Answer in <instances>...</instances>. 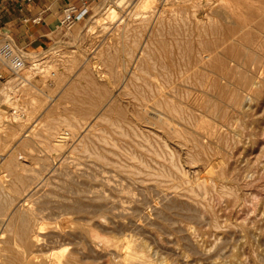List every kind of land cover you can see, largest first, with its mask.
I'll use <instances>...</instances> for the list:
<instances>
[{"label":"rangeland","instance_id":"rangeland-1","mask_svg":"<svg viewBox=\"0 0 264 264\" xmlns=\"http://www.w3.org/2000/svg\"><path fill=\"white\" fill-rule=\"evenodd\" d=\"M111 1L91 0L85 19L74 25L70 31L59 28L55 32L53 43L43 50V53L38 54L26 51L30 60L33 63L36 62L33 64L34 68L40 64L42 70L37 69L35 70L36 73L32 70L34 68H30L31 65H27L19 73L20 77L11 76L5 83H0V138L4 141L6 137L12 135L11 129L17 128L18 130L15 135V137H18H13L14 140L10 139L11 143L5 149L2 148L0 142V154L5 155L6 158L10 151L15 150V147L19 149L24 144H27L25 154L22 153L20 155L23 157L20 162H25L24 164L30 163V166H27L25 170H17L16 175L22 176L19 178L9 174V170H5L2 166L0 167V180L3 184L5 183V188H9V193H13H10V196L17 198L15 195L18 193L14 192L20 191L18 194L19 198L12 205L10 204L6 213L12 215L15 207L21 208L22 204H24V208H22L25 211L28 208L31 210L35 208V211H33L37 212L36 215L39 218L42 216L40 218L42 221L37 226V230H42L43 232L40 231V234L45 237L41 238L39 234L40 237L38 238L43 242L35 243L33 248L32 246L28 247L25 252L28 258L25 256L26 259H23L19 254L24 248L23 244L19 242L18 238L16 239L13 236V232L9 231L10 234L6 230L8 228L1 225L3 218L0 217V237L3 239V242L0 240V251L3 253L0 252V262H5V264H23L26 262L25 264H29L33 260L35 263H39L52 257L51 253L55 254L58 251V255H63L65 251L63 253L62 249H67L66 253L75 249L76 255L83 264H106V261L107 264H110L109 262L111 261H119V258L122 261L121 259L128 252L137 253V251H139L141 256V253H147L149 258L154 257L155 260L157 259L156 263L160 261V264H264V0H147L148 2L143 8L136 4L139 0H126L122 8L112 6L113 4H110ZM129 4L132 5L130 6ZM135 7H139V9ZM108 8H114V11L118 12L116 16L115 12H113L114 15L109 14ZM137 12L138 14H136ZM8 38L11 39L10 37ZM160 43L164 50L160 48ZM135 52L138 56L135 55ZM198 52H200V56ZM202 55L207 58L203 59ZM131 56L135 57V59H132ZM89 61L91 65H89ZM171 62H175V65H171ZM202 62L205 63L204 66ZM52 63L57 65L56 70L58 71H56L57 74H55L56 76L54 75V78L51 72L55 73V71H51L53 68L49 66ZM194 63L196 65L199 64L194 68ZM169 65L170 69H168ZM163 69L168 75L163 72ZM169 74L173 75V77ZM28 75L30 78H28ZM166 75L170 78L169 80H167ZM21 76L24 77V80H21ZM61 76L62 80H59ZM203 76L205 78L209 76V78L201 79ZM182 77L186 81H183ZM158 78L162 80V83ZM158 80L159 83H157ZM252 80H260L259 82H262V85L260 83L259 88H256L251 85ZM169 81V85L173 87L167 85ZM148 85L154 88L149 89L150 86ZM202 85H204V88H202ZM159 86L162 87L163 92L167 88L165 94L168 93L170 98H173H171L172 101H178L175 103L176 105L179 103L177 106H183V111H179H182L180 113L182 115L179 114L178 119L176 117L174 119V126L177 128L179 125L178 131L180 133L175 134L178 136L176 139H173V135L162 133L159 130L160 128H156L157 126L152 124L151 121L153 120H150L151 116L148 114L152 113L153 102L155 96H157ZM206 89L209 92H206ZM149 90H155L153 91V93H156L154 94V99L152 97L153 93L149 92ZM168 90L173 91L172 93L176 95ZM136 91L140 92L141 95L138 92L136 93ZM181 91L187 93L190 91L189 93H192H188L191 95L188 101V94ZM240 92L246 93H241L243 96L249 95L248 97L252 101L246 111L248 118L242 113V110L236 107L234 102L236 101V93L238 96ZM184 94H187L186 97ZM201 94L203 95L201 96ZM241 94L240 96H242ZM111 95L112 97L110 98ZM134 96L139 98L140 101ZM199 96L201 97L199 98ZM140 97L142 99L144 97L146 103L143 100L141 104ZM203 98L207 100L204 101ZM208 98L210 99L208 100ZM111 100L112 103L117 102L112 104ZM149 100L152 105H150ZM215 100L217 102L219 100L220 107L218 103L215 105ZM200 101L202 102L199 103ZM115 104L116 106L114 107ZM180 104L182 105L180 106ZM206 107L208 111L213 109L211 112L209 111L210 114H207ZM146 109L148 112H144ZM95 112L101 113L103 116L95 114ZM136 113L138 117H136ZM192 114L193 116H191ZM199 114L203 117L199 116ZM194 115L196 116L195 119L193 118L195 117ZM184 116L186 117L184 118ZM199 117H202V120L205 118V120L202 121L200 118L199 121ZM109 119L110 121H108ZM181 119L184 122L189 120V124L193 125V127L195 126V129L191 128L189 124V126L186 125L187 121L184 124ZM194 121L196 123L200 122L201 125L204 122L207 125L211 122L208 125L209 127L206 124L203 125L204 130L202 126ZM20 125H22V128ZM70 125L73 129H71ZM197 125L199 126L196 127ZM181 127L183 128L182 130H180ZM199 128L202 133L199 132ZM207 129L209 133H206V135L203 131L206 132ZM185 130L190 131L191 135ZM63 131H69L68 140L65 139L61 143V150L51 151L52 149H49L50 145L55 143L54 140H56L57 134H62ZM186 132L188 133V139L185 137L187 135ZM24 135H28L31 139L23 137ZM52 135L56 136L53 137ZM36 136L37 138H35ZM219 137L220 139H218ZM102 138L107 139L106 142ZM159 139L171 141L166 140L164 142L161 140L164 143L167 142L164 144ZM102 142H105V144ZM185 143H187L186 146ZM83 144H86L84 149L87 150L82 148ZM168 144L170 145L168 146ZM163 145L165 147L167 145V147L165 148ZM202 145L204 148L201 147ZM206 145L207 147H205ZM168 147L169 149L167 150ZM93 151H95L94 154ZM98 152L102 157L100 154L97 156ZM95 154L97 158L93 156ZM169 161H173V163L171 162L170 165ZM165 167L166 169L168 167V170L170 169L171 171L168 172V170L163 169ZM134 168L136 169L134 170ZM162 169L166 172L162 171ZM156 172L161 174L168 172V174L161 175L159 173L163 178L159 177ZM170 173L172 176L169 175ZM166 177L173 179H167ZM168 180L169 182H167ZM88 183L90 184L88 185ZM22 184H25L24 187H22ZM12 185H15V188ZM27 185L29 186L26 187ZM16 188H19V190ZM28 188L30 189L28 190ZM99 189L104 193L101 190L99 191L100 193H97ZM229 189H234L232 190L233 193ZM120 190L122 192H119ZM123 190L126 191L123 192ZM191 190L193 192L190 194ZM76 191H80L81 194H75ZM126 192L129 193V196ZM45 193L46 196H44ZM103 194L108 196L104 197ZM166 196L169 201L166 200L167 198L163 199ZM3 197L5 196L2 195ZM113 200H116V202ZM78 203L82 204L79 205ZM101 203L103 206H101ZM208 203L209 206L207 205ZM0 204L4 206V203L0 202ZM105 204L106 206L109 205V207H106ZM58 206H63L66 213L63 207L58 208ZM70 206H82L86 211L74 214L71 213V210L67 211ZM104 206L108 209L103 208ZM38 207L39 209H36ZM95 207L97 209H94ZM131 210L136 212V214H133ZM90 211L91 216L89 215ZM99 211L101 213H98ZM138 213L141 215L139 216ZM99 214L105 217H99ZM96 215L97 217H94ZM46 216L49 219H46ZM75 218H78V220H75L76 222L73 221ZM69 219L71 220L69 221ZM125 220L126 222H123ZM44 223L49 225L45 226ZM85 224H87L86 226L91 224L92 235H97L98 237L94 238L99 242H97V245H93L94 251H91L88 255H82L79 250L81 248L80 245L84 242L83 236L80 235V228ZM22 225L19 222L15 230H22ZM42 225L43 227H41ZM134 228L136 229L134 230ZM1 230H4V232L2 231V233ZM56 234L58 237H56ZM113 234H116L117 237L118 235L120 236L119 238L115 236L116 238L114 237L113 240L111 238L114 236ZM104 235L108 236V239L106 237L103 239L102 236ZM124 235L127 237L125 238ZM135 235L141 237L140 242L142 241L141 243L137 242L136 245L135 243L139 241V237L136 238ZM121 236L124 243L120 242L124 244L123 246L119 244ZM4 238L9 239L4 240ZM105 238L109 244L112 243L110 248H108L109 251L102 249L103 245L101 243L102 241L104 242ZM109 238L113 242L115 241V247H113V242ZM48 239H50L52 245ZM116 239H119L118 242ZM143 240L144 242L146 241V246L148 244L147 248L143 247L145 246ZM68 242H71L70 245ZM131 242L134 244L133 249H131L133 246ZM58 246L63 248L59 249ZM116 246H118L117 250L121 253H118ZM129 246L130 248H127ZM69 247H72V249ZM135 247L139 250L134 251ZM77 248L79 249L77 250ZM3 249H7L5 257ZM140 249L141 251L144 249V251L141 252ZM32 250L34 251L31 252ZM51 250H54V252ZM59 250L61 251L60 253ZM107 252L115 253L110 256ZM147 254L145 256L146 259L148 258ZM137 255L135 254L136 259L134 261H139L140 255ZM97 257L101 259L99 260ZM149 258L147 259L148 262L155 264L153 262L154 258H150V261ZM135 263L138 264L139 262ZM140 263L142 264L143 262ZM143 264H147V262Z\"/></svg>","mask_w":264,"mask_h":264},{"label":"bare ground","instance_id":"bare-ground-1","mask_svg":"<svg viewBox=\"0 0 264 264\" xmlns=\"http://www.w3.org/2000/svg\"><path fill=\"white\" fill-rule=\"evenodd\" d=\"M130 1V0H129ZM124 2H126V0H112L111 2H110V4L112 3L113 5L112 6H118V7H120V8H122V5H124L123 3ZM133 2V1H132ZM147 0H139L138 1V3H136L140 8H143L146 4H147ZM127 4V3H126ZM125 4V5H126ZM134 4V3H133ZM130 5V4H129ZM132 5V4H131ZM130 5V6H131ZM108 7V6H107ZM110 7V6H109ZM139 7L137 8V7H135L136 9H139ZM224 8V7H223ZM235 8V7H234ZM225 9H227V8H225ZM108 10L110 11V13L109 14H113L114 15V13L113 12H115L114 11V8L112 9V8H108ZM108 10H107V12H108ZM121 10V9H120ZM106 12V11H105ZM118 13V12H117ZM116 12H115V16H116V14H117ZM128 13V12H127ZM136 14H138V12L136 13ZM232 14H233V12H232ZM232 14H230V15H232ZM108 15V14H107ZM123 15V14H122ZM135 15V14H134ZM233 16H235V15H233ZM125 19V18H124ZM210 19V18H209ZM234 19H235V17H234ZM112 20H113V18H112ZM121 21H122V19H121ZM120 21V22H121ZM96 22V21H95ZM94 22V23H95ZM211 22V21H210ZM219 23V22H218ZM227 23V22H226ZM160 24V23H159ZM204 27V26H203ZM229 29V28H228ZM149 34V33H148ZM235 37V36H234ZM146 39V38H145ZM260 40V39H259ZM145 42V41H144ZM161 42V41H160ZM162 43H163V41H162ZM146 44H147V42H146ZM201 44V43H200ZM141 45V44H140ZM143 45H144V43H143ZM142 45V46H143ZM264 45V44H263ZM139 46V45H138ZM141 46V47H142ZM197 46V45H196ZM139 48V47H138ZM137 48V50H139ZM147 48V47H146ZM160 48L162 49L163 48V46L161 45V43H160ZM159 48V49H160ZM142 49H143V47H142ZM219 49V48H218ZM221 49V48H220ZM162 50H164V48L162 49ZM222 50V49H221ZM257 50V49H256ZM141 51V50H140ZM144 51V50H143ZM191 51V50H190ZM198 51V50H197ZM202 52H203V50H201ZM172 52V51H171ZM136 53V52H135ZM138 53H139V51H138ZM199 53V56H200V52H198ZM208 53V52H207ZM206 53V54H207ZM212 53V52H211ZM217 53V52H216ZM253 54V53H252ZM135 55H137V53L135 54ZM134 55V56H135ZM140 55H141V52H140ZM204 55V54H203ZM202 55V56H203ZM133 56V55H132ZM131 56V57H132ZM138 56V55H137ZM136 56V57H137ZM161 56V55H160ZM166 56V55H165ZM164 56V57H165ZM195 56H196V54H195ZM211 56V55H210ZM262 56V55H261ZM130 57V58H131ZM140 57V56H139ZM197 57V56H196ZM206 57V56H205ZM205 57L203 56L202 58L203 59H205ZM241 57V56H240ZM258 57V56H257ZM161 58H163V57H161ZM198 58V57H197ZM201 58V57H200ZM207 58V57H206ZM222 58V57H221ZM220 58V59H221ZM224 58V57H223ZM242 58V57H241ZM87 59H88V57H87ZM86 59V60H87ZM132 59H135V57H132ZM172 59V58H171ZM193 59V58H192ZM240 59V58H239ZM253 59V58H252ZM251 59V60H252ZM254 59H255V57H254ZM258 59H262V58H258ZM257 59V60H258ZM53 60V59H52ZM83 60V59H82ZM162 60V59H161ZM166 60V59H165ZM198 60V59H197ZM199 60H201V59H199ZM224 60V59H223ZM263 60V59H262ZM53 61H55V60H53ZM85 61V60H84ZM132 61V60H131ZM141 61V60H140ZM168 61V60H167ZM173 61V60H172ZM196 61V60H195ZM204 61V60H203ZM209 61V60H208ZM239 61V60H238ZM87 62V61H86ZM135 62H137L136 60H135ZM159 62V61H158ZM262 62V61H261ZM67 63V62H66ZM68 63H69V61H68ZM85 63V62H84ZM89 63H90V61H89ZM143 63V62H142ZM155 63V62H154ZM164 63H165V61H164ZM175 62H171L170 64L171 65H173ZM58 64V63H57ZM80 64V63H79ZM86 64V63H85ZM132 64V63H131ZM138 64V63H137ZM195 64V63H194ZM199 64V63H198ZM197 64V65H198ZM202 64H203V66H204V64L205 63H203L202 62ZM213 64V63H212ZM219 64V63H218ZM227 64V63H226ZM262 64H263V62H262ZM261 64V65H262ZM48 65V64H47ZM69 65V64H68ZM89 65H91V63L89 64ZM130 65V64H129ZM166 65V64H165ZM175 65V64H174ZM193 65V64H192ZM191 65V66H192ZM196 64L193 66L194 68H195V66H197ZM207 65V64H206ZM220 65H222V64H220ZM39 65H37L36 67H38ZM49 66H51L53 69H51V71L53 70V71H55V73L54 72H51V74L53 75V78H54V75L55 74H57L56 73V68H57V65L55 64V63H52L51 65H49ZM80 66H82V65H80ZM153 66H155V65H153ZM214 66H216V65H214ZM66 67V66H65ZM134 67V66H133ZM165 67H167V66H165ZM174 67V66H173ZM221 67V66H220ZM219 67V68H220ZM78 68H80V67H78ZM163 68V67H162ZM168 68V67H167ZM199 68V67H198ZM215 68V67H214ZM48 69V68H47ZM55 69V70H54ZM70 69H71V67H70ZM168 69H170V65H169V68ZM174 69H176L175 67H174ZM231 69V68H230ZM130 70H131V68H130ZM130 70H128V71H130ZM177 70V69H176ZM175 70V72H177ZM193 70V69H192ZM74 71V70H73ZM72 71V72H73ZM78 71V70H77ZM85 71V70H84ZM159 71H161V70H159ZM166 71V70H165ZM188 71V70H187ZM191 71V70H190ZM218 71V70H217ZM34 72H36V71H34ZM58 72V71H57ZM82 72V71H81ZM132 72V71H131ZM140 72H143V71H140ZM162 72V71H161ZM163 72H164V69H163ZM37 73V72H36ZM36 73H34V74H36ZM50 73V72H49ZM133 73V72H132ZM136 73V72H135ZM165 73V72H164ZM194 73V72H193ZM222 73V72H221ZM225 73V72H224ZM41 74V73H40ZM58 74H61V73H58ZM80 74V73H79ZM94 74V73H93ZM137 74V73H136ZM142 74H144V73H142ZM165 74H167V73H165ZM197 75H198V73H196ZM207 74V73H206ZM157 75H159V74H157ZM168 75V74H167ZM166 75V76H167ZM170 75V74H169ZM175 75V74H174ZM186 75V74H185ZM185 75H184V78H185ZM202 75V74H201ZM29 76V75H28ZM47 76V75H46ZM56 76V75H55ZM58 77H59V75H57ZM79 76V75H78ZM145 76V75H144ZM162 76V75H161ZM171 77H173V75H170ZM169 76V77H170ZM179 76H180V79H181V75L179 74ZM187 76H188V74H187ZM193 76V75H192ZM32 77V76H31ZM49 77V76H48ZM157 77V76H156ZM156 77H155V79H156ZM163 77H165V76H163ZM162 77V79L163 80H165V78H163ZM189 77V76H188ZM252 77V76H251ZM28 78H30V76L28 77ZM56 78V77H55ZM89 78V77H88ZM167 78H168V76H167ZM200 78V77H199ZM205 77L203 76V78L201 77V79H204ZM207 79L209 78V76H207L206 77ZM205 78V79H206ZM211 78V77H210ZM47 79V78H46ZM97 79V78H96ZM103 79V78H102ZM118 79V78H117ZM151 79V78H150ZM159 79V78H158ZM170 78H168L167 80H169ZM171 79H173V78H171ZM176 79H177V77H176ZM186 79V78H185ZM185 79H183V77H182V80L184 81ZM198 79V78H197ZM200 79V80H201ZM216 79V78H215ZM218 79V78H217ZM250 79V78H249ZM248 79V80H249ZM21 80H24V77H22L21 76ZM54 80V79H53ZM56 80H58V79H56ZM59 80H62V76H61V79L59 78ZM67 80V79H66ZM72 80V79H71ZM124 80V79H123ZM160 80V79H159ZM159 80H158V82L157 83H159ZM174 80V79H173ZM179 80V79H178ZM182 80H180L181 82H182ZM187 80V79H186ZM185 80V81H186ZM200 80H199V82H200ZM231 80V79H230ZM28 81H30V80H28ZM162 80H160V82H161ZM171 81V80H170ZM170 81L168 82V84L167 85H169V83H170ZM191 81V80H190ZM189 81V82H190ZM207 81V80H206ZM213 81V80H212ZM215 81V80H214ZM232 81V80H231ZM260 81V80H259ZM258 80L257 81H255V80H252L251 81V85H254L256 88L258 87L259 88V86H260V83H261V85H262V82H259ZM36 82V81H35ZM173 82V81H172ZM193 82V81H192ZM191 82V83H192ZM195 82V81H194ZM65 83V82H64ZM68 83V82H67ZM90 83H92V82H90ZM140 83V82H139ZM138 83V84H139ZM142 83H144V82H142ZM145 83H146V80H145ZM162 83V82H161ZM175 83V82H174ZM215 83V82H214ZM66 84V83H65ZM94 84V83H93ZM147 84V83H146ZM149 84V83H148ZM172 84V83H171ZM176 84V83H175ZM174 84V85H175ZM29 85H31L30 83H29ZM53 85V84H52ZM67 85V84H66ZM65 85V86H66ZM118 85V84H117ZM151 85V84H150ZM150 85H148V86H150ZM159 85V84H158ZM162 85V84H161ZM164 85V84H163ZM195 86H196V84H194ZM219 85H221V84H219ZM57 86V85H56ZM124 86H125V83H124ZM132 86V85H131ZM136 86V85H135ZM140 86V85H139ZM139 86H138V90L140 89L139 88ZM148 86H146V87H148ZM157 86V85H156ZM166 86V85H165ZM170 86V85H169ZM172 86V85H171ZM170 86V87H171ZM189 86H191V85H189ZM200 86V85H199ZM203 87L202 88H204V85H202ZM229 86V85H228ZM35 87V86H34ZM126 87V86H125ZM128 87V86H127ZM137 87V86H136ZM140 87H142V86H140ZM151 87V86H150ZM149 87V89H153L152 87L150 88ZM168 87V86H167ZM173 87V86H172ZM177 87H178V85H177ZM206 87H207V85H206ZM227 87V86H226ZM230 87V86H229ZM143 88V87H142ZM169 88V87H168ZM212 88V87H211ZM220 88V87H219ZM98 89V88H97ZM134 89V88H133ZM157 89H158V87H157ZM163 89H164V87H163ZM166 90H165V92L167 91V88H165ZM189 89V88H188ZM187 89V90H188ZM193 89H194V87H193ZM200 89V88H199ZM209 89V88H208ZM213 89H214V87H213ZM156 90V89H155ZM155 90H153V91H155ZM175 90V89H174ZM189 90H191V89H189ZM203 90V89H202ZM225 90V89H224ZM140 91H142V90H140ZM145 91V90H144ZM153 91L152 90H149V92H151V93H153ZM157 91V90H156ZM164 91V90H163ZM162 91V87H160L159 86V89H158V91H157V96H155V100H154V102H153V105L154 106H152V113L150 114V113H148L151 117H150V120H153V121H151L152 122V124H154L155 126H157L156 128H160L159 130H161L162 131V133L164 132L165 134H167V135H173V139H176L178 136H176L177 135V133H179V125H178V129L174 126L175 125V122H174V119H175V117H176V119H178L177 117H178V115L180 114V113H182V111H183V106L182 107H179V106H177L179 103H177V105L175 104L176 102H178V101H175L174 102V100L172 101V99L170 98V95H168V93H166L165 94V92H163ZM168 91H170L171 93L173 92V91H171V90H168ZM208 90L206 89V92H207ZM220 91H222V89H220ZM130 92H131V90H130ZM138 91H136V93H137ZM148 92V93H149ZM178 92V91H177ZM177 92H175V93H177ZM181 92H185V91H181ZM190 92V91H189ZM188 92V93H189ZM209 92V91H208ZM118 93V92H117ZM132 93V92H131ZM130 93V94H131ZM138 93H140V92H138ZM143 93V92H142ZM147 93V94H148ZM185 93H187V92H185ZM187 93V94H188ZM213 93V92H212ZM242 92H240L239 93V95L237 96V93H236V101H234V99H232L234 102H235V104H236V107H238L240 110H242V113L243 114H245V116H246V111L248 110V108H249V103L250 102H252L251 101V99H250V97H248V96H243L242 94H246V93H242ZM44 94V93H43ZM104 94V93H103ZM111 94V93H110ZM133 94V93H132ZM147 94H146V96H147ZM154 94H156V93H153V99H154ZM172 94H174V93H172ZM181 94V93H180ZM186 94V95H187ZM189 94H192V93H189ZM188 94V99H187V101L189 100V97L191 96V95H189ZM195 94V93H194ZM218 94V93H217ZM240 94L242 95V96H240ZM124 95V94H123ZM127 95V94H126ZM135 95V94H134ZM139 95V94H138ZM140 95H141V93H140ZM139 95V96H140ZM174 95H176V94H174ZM185 95V94H184ZM186 95H185V97H186ZM203 94H201V96H202ZM206 95V94H205ZM223 95V94H222ZM225 95V94H224ZM232 95V94H231ZM258 95V94H257ZM107 96V95H106ZM137 96V95H136ZM136 96H134V97H136ZM144 96V95H143ZM150 96V95H149ZM183 96V95H182ZM201 96H199V98L201 97ZM84 97V96H83ZM112 97V95L110 96V98ZM142 97V96H141ZM140 97V98H141ZM181 97V96H180ZM185 97H182V98H185ZM193 97V96H192ZM196 97V96H195ZM194 97V98H195ZM219 97H221V96H219ZM218 97V98H219ZM257 97V96H256ZM259 97V96H258ZM91 98V97H90ZM103 98V97H102ZM101 98V99H102ZM105 98V97H104ZM137 98V97H136ZM181 98V99H182ZM197 98V97H196ZM198 98V99H199ZM207 98V97H206ZM218 98H216V99H218ZM51 99V98H50ZM137 99H139V98H137ZM153 99H152V101H153ZM204 99V98H203ZM210 98H208V100H209ZM52 100V99H51ZM115 100H117V99H115ZM136 100V99H135ZM144 100V102L146 101L145 100V98L143 97V99L141 98V104H142V101ZM151 100V99H150ZM149 100V101H150ZM191 100H192V98H191ZM205 100H207V99H204V101ZM53 101V100H52ZM113 101H114V99H113ZM136 101H138V100H136ZM139 101H140V99H139ZM138 101V102H139ZM216 101V100H215ZM214 101V102H215ZM104 102V101H103ZM102 102V103H103ZM107 102H110V101H107ZM106 102V103H107ZM117 101H115V102H113L112 103V100H111V103L112 104H114V103H116ZM202 101H200L199 103H201ZM209 102H211V101H209ZM213 102V103H214ZM218 102H219V100H218ZM217 101H216V104L215 105H217V103H218ZM106 103H104L105 105H106ZM140 103V102H139ZM146 103V102H145ZM152 102L150 101V105H152L151 104ZM194 103V102H193ZM206 103V102H205ZM204 103V104H205ZM231 103H233V102H231ZM103 104V105H104ZM120 104V103H119ZM119 104H117L118 106H119ZM132 104V103H131ZM203 104V105H204ZM207 105H208V103H206ZM108 105V104H107ZM122 105V104H121ZM139 105V104H138ZM182 104H180V106H181ZM193 105V104H192ZM195 105H196V102H195ZM206 105V106H207ZM100 106V105H99ZM113 106V105H112ZM111 106V107H112ZM116 106V104L114 105V107ZM135 106H137V105H135ZM145 106V105H144ZM185 106H187V105H185ZM210 106V105H209ZM218 106L220 107V105H219V103H218ZM97 107H98V105H97ZM126 107V106H125ZM133 107V106H132ZM148 107V106H147ZM205 107V106H204ZM208 107V106H207ZM205 108L206 110L208 109V108ZM213 107V106H212ZM218 107V108H219ZM106 108V107H105ZM113 108V107H112ZM121 108H122V106H121ZM120 108V109H121ZM130 108V107H129ZM134 108V107H133ZM142 108V107H141ZM182 108V109H181ZM185 108V107H184ZM211 108V107H210ZM137 109V108H136ZM143 109V108H142ZM150 109V108H149ZM188 110H189V108H187ZM202 109V108H201ZM212 109V108H211ZM110 110V109H109ZM113 110H114V108H113ZM113 110H112V112H113ZM127 110V109H126ZM180 110H182L181 112H179ZM185 111H186V109H184ZM192 110V109H191ZM213 110V109H212ZM211 110V111H212ZM250 110V109H249ZM121 112H122V109L120 110ZM130 111V110H129ZM131 111H132V109H131ZM147 111V109L146 110H144V112H146ZM193 111V110H192ZM210 111V110H209ZM209 111L207 110V114H210L209 113ZM210 111V112H211ZM97 112V111H96ZM95 112V114H98V115H100L99 113H96ZM101 112V111H100ZM117 112V111H116ZM127 112V111H126ZM125 112V113H126ZM148 112V111H147ZM194 112V111H193ZM198 112V111H197ZM204 112V111H203ZM215 112V111H214ZM240 112V111H239ZM249 112V111H248ZM120 113V112H119ZM142 113V112H141ZM186 113V112H185ZM194 113H196V112H194ZM184 114V113H183ZM206 114V113H205ZM248 114H250V113H248ZM102 116H103V114H101ZM118 115V114H117ZM122 115V114H121ZM129 115V114H128ZM135 115V114H134ZM133 115V116H134ZM136 115H137V113H136ZM147 115V114H146ZM180 115H182V114H180ZM187 115V114H186ZM195 115H198V114H195ZM194 115V116H195ZM201 114H199V116H200ZM143 116V115H142ZM191 116H193V114L191 115ZM202 116V115H201ZM214 116V115H213ZM213 116H212V118H213ZM224 116V115H223ZM222 116V117H223ZM231 116V115H230ZM239 116V115H238ZM135 117V116H134ZM134 117H133V119H134ZM136 117H138V115L136 116ZM147 117V116H146ZM180 117V116H179ZM186 116H184V118H185ZM203 117V116H202ZM202 117H199V121H200V118H201V120H202ZM247 117V116H246ZM96 118V117H95ZM94 118V119H95ZM152 118V119H151ZM183 118V119H184ZM190 118V117H189ZM194 119L196 118V116L195 117H193ZM225 118H226V116H225ZM248 118V117H247ZM143 119V118H142ZM146 119V118H145ZM149 120V121H150ZM186 120V119H185ZM191 121H192V119H190ZM203 120H205V118L203 119ZM202 120V121H203ZM206 120H209V119H206ZM238 120V119H237ZM88 121V120H87ZM108 121H110V119L108 120ZM135 121H138V120H135ZM180 121V120H179ZM181 121H183L182 119H181ZM187 121V124L185 123ZM185 122H184V124H186V125H188L190 122H189V120H186ZM232 121V120H231ZM239 121V120H238ZM86 122V121H85ZM182 122V123H183ZM195 123H196V121H194ZM211 122V121H210ZM210 122H209V124H210ZM91 123V122H90ZM109 123V122H108ZM111 123H113V122H111ZM110 123V124H111ZM144 123H145V121H144ZM180 123V122H179ZM178 123V124H179ZM191 123H193V122H191ZM194 123V124H195ZM208 123V122H207ZM222 123H224V122H222ZM239 123V122H238ZM244 123V122H243ZM78 124H79V122H78ZM126 124V123H125ZM196 124H199L200 126H202V128H203V125H205L206 124V122H204V124L203 125H201L200 124V122L198 123H196ZM208 124V125H209ZM90 125V124H89ZM119 125V124H118ZM136 125V124H135ZM173 125V126H172ZM189 125H191V124H189ZM188 125V126H189ZM199 125H197L196 127H198ZM207 125V124H206ZM207 125V126H208ZM239 125V124H238ZM22 125H20V127H21ZM85 126H86V124H85ZM87 126H88V124H87ZM113 126V125H112ZM153 126V125H152ZM177 126V125H176ZM254 126V125H253ZM70 127H71V125H70ZM82 127V126H81ZM92 127V126H91ZM120 127V126H119ZM118 127V128H119ZM137 127V126H136ZM193 127V125H191V128ZM195 127V126H194ZM193 127V128H194ZM206 127V126H205ZM209 127V126H208ZM221 127V126H220ZM229 127V126H228ZM242 127V126H241ZM19 128V127H18ZM22 128V127H21ZM56 128V127H55ZM65 128H66V126H65ZM88 128V127H87ZM131 128V127H130ZM264 128V127H263ZM20 129V128H19ZM71 129H73L72 127H71ZM183 128L181 127V129L180 130H182ZM195 129V128H194ZM204 129V128H203ZM202 129V130H203ZM66 130V129H65ZM119 130H121V129H119ZM132 130V129H131ZM190 130H192V129H190ZM197 130H198V128H197ZM199 130H200V128H199ZM205 130V129H204ZM213 130H214V128H213ZM218 130V129H217ZM233 130V129H232ZM264 130V129H263ZM61 131V130H60ZM185 131H187V130H185ZM207 131H208V129H207ZM205 132V131H203L205 134L206 133H209V131L208 132ZM215 131H216V129H215ZM241 131V130H240ZM18 132V130H17V128H13V129H11V136L9 135L8 137H6L5 138V140L3 141L1 138H0V142H1V145H2V148L3 149H5L10 143H11V140L13 139V137H15V135H16V133ZM69 132V131H68ZM68 132H66V131H63V133L62 134H57V136L56 135H54V136H56L55 138H56V140H54L55 141V143L54 144H52V145H50V147H49V149H52L51 151H53V150H61V148H62V142H64V140L65 139H67L68 140V136H69V133ZM83 132H84V128H83ZM126 132V131H125ZM182 132H184V131H182ZM190 135H191V133H190V131H187ZM186 132V133H187ZM194 132V131H193ZM199 132H201V130L199 131ZM210 132H211V130H210ZM58 133V132H57ZM120 133V132H119ZM147 133V132H146ZM185 133V134H186ZM188 133H187V135L185 136L186 137V139H188L187 137H188ZM202 133V132H201ZM251 133V132H250ZM72 134V133H71ZM81 134H82V132H81ZM134 134H136V133H134ZM133 134V135H134ZM141 134V133H140ZM145 134V133H144ZM154 134V133H153ZM176 134V135H175ZM180 134V133H179ZM181 134H183V133H181ZM221 134V133H220ZM72 135H74V134H72ZM121 135H124V134H121ZM125 135H127V134H125ZM124 135V136H125ZM164 135V134H163ZM184 135V134H183ZM183 135H180V136H183ZM189 135V136H190ZM207 135V134H206ZM214 135V134H213ZM53 136V135H52ZM53 136V137H54ZM95 136V135H94ZM156 136V135H155ZM159 136V135H158ZM165 136V135H164ZM174 136H176V137H174ZM179 136V137H180ZM200 136V135H199ZM208 136H211V135H208ZM219 136V135H218ZM2 137V136H1ZM16 137H18V136H16ZM15 137V138H16ZM23 137H28V138H30L28 135H24ZM34 137V136H33ZM87 137V136H86ZM144 137V136H143ZM152 137V136H151ZM171 137V136H170ZM184 137V136H183ZM191 137H193V136H191ZM21 138V137H20ZM35 138H37V136L35 137ZM54 138V139H55ZM83 138V137H82ZM159 138H160V136H159ZM161 138H162V135H161ZM164 138V137H163ZM167 138V137H166ZM195 138V137H194ZM11 139V140H10ZM31 139V138H30ZM103 139V138H102ZM165 139V138H164ZM178 139H180V138H178ZM182 139V138H181ZM180 139V140H181ZM191 141H192V139L191 138H189ZM196 139V138H195ZM194 139V140H195ZM218 139H220V137L218 138ZM224 139V138H223ZM2 140V141H1ZM14 140V139H13ZM20 140V139H19ZM103 140H105V139H103ZM107 140V139H106ZM106 140H105V142H106ZM110 140V139H109ZM142 140V139H141ZM146 140H148V139H146ZM160 140V139H159ZM158 140V141H159ZM162 140V139H161ZM160 140V142L161 143H164L166 140H168V139H166V140H162V141H164V142H162ZM189 140V141H190ZM216 140H217V138H216ZM236 140V139H235ZM85 141V140H84ZM98 141V140H97ZM111 141V140H110ZM145 141V140H144ZM169 141V140H168ZM171 141V140H170ZM169 141V142H170ZM174 141V140H173ZM177 141V140H176ZM186 141H188V140H186ZM188 141V142H189ZM18 142V141H17ZM30 142V141H29ZM78 142H79V140H78ZM100 142V141H99ZM105 142H102V143H104L105 144ZM112 142V141H111ZM153 142V141H152ZM178 143H179V141H177ZM176 142V143H177ZM194 143H195V141H193ZM234 142V141H233ZM241 142V141H240ZM65 143H66V141H65ZM85 143V142H84ZM108 143V142H107ZM112 143H114V142H112ZM158 143V142H157ZM156 143V144H157ZM167 143V142H166ZM166 143H164V144H166ZM173 143V142H172ZM175 143V144H176ZM178 143H177V145H178ZM181 143L183 144V142L181 141ZM193 143V144H194ZM217 143H218V140H217ZM220 143V142H219ZM221 143H222V141H221ZM67 144V143H66ZM82 144V143H81ZM135 144V143H134ZM174 144V143H173ZM180 144V143H179ZM186 144L187 143H185V146H186ZM190 144H192V142H190ZM71 145H72V143H71ZM86 145V144H85ZM84 144H83V147H82V145H81V147L84 149V148H86V147H84L85 146ZM88 145V144H87ZM137 145V144H136ZM170 144H168V146H169ZM216 145V144H215ZM28 145L27 144H24L23 145V147H21V148H19V149H17V147H15V150H12V151H10L9 152V154L6 156V158H5V155H1L0 154V156H1V158H0V161H1V163H0V167L2 166V168H4L5 170H9V174H13L14 175V177H16L17 175H16V172H17V170H25V168H27V166H30L29 164H24L23 162H20L21 161V159H23V157L22 156H20L22 153L23 154H25V150H26V147H27ZM142 146V145H141ZM164 147H165V145H163ZM182 146H184V145H182ZM184 146V147H185ZM191 146V145H190ZM189 146V147H190ZM1 147V146H0ZM124 147V146H123ZM154 147V146H153ZM166 147H167V145H166ZM165 147V148H166ZM188 147V146H187ZM199 148H201V147H203L204 148V146L202 145L201 147L200 146H198ZM205 147H207V145L205 146ZM215 147V146H214ZM64 148V147H63ZM140 148H142V147H140ZM145 148V147H144ZM158 148H159V146H158ZM177 148V147H176ZM225 148H226V146H225ZM230 148V147H229ZM17 149V150H16ZM73 149V148H72ZM75 149V148H74ZM143 149V148H142ZM160 149V148H159ZM169 149V147L167 148V150ZM171 149V148H170ZM213 149V148H212ZM84 150H87V149H84ZM220 150V149H219ZM232 150V149H231ZM97 151H99V150H97ZM155 151V150H154ZM161 152H162V150H160ZM170 151H172V150H170ZM198 152H199V150H197ZM202 151H204V150H202ZM81 152V151H80ZM94 152L95 151H93V154H94ZM156 152H157V150H156ZM28 153V152H27ZM92 153V152H91ZM122 153V152H121ZM150 153V152H149ZM158 153V152H157ZM156 153V154H157ZM29 154V153H28ZM89 154V153H88ZM99 152H98V155L97 156H99ZM102 154H104V153H102ZM168 154H171V153H168ZM219 154V153H218ZM89 155H91V154H89ZM89 155H87L88 157H89ZM101 155V154H100ZM164 155V154H163ZM2 156H4V157H2ZM30 156V155H29ZM94 157H96V154L95 155H93ZM103 156H105V154L103 155ZM101 157H102V155H101ZM157 157V156H156ZM86 158V157H85ZM97 158V157H96ZM230 158V157H229ZM47 159H49V158H47ZM46 159V160H47ZM92 159V158H91ZM165 159V158H164ZM45 160V161H46ZM95 160V159H94ZM108 160V159H107ZM107 160L105 161L106 162V164H107ZM132 160V159H131ZM130 160V161H131ZM171 160V159H170ZM197 160V159H196ZM230 160V159H229ZM49 161V160H48ZM133 161V160H132ZM140 161V160H139ZM168 161V160H167ZM141 162V161H140ZM144 162V161H143ZM173 163V161H169L168 163L170 164V163ZM73 163V162H72ZM115 163V162H114ZM114 163H113V165H114ZM139 163V162H138ZM155 163V162H154ZM82 164V163H81ZM143 164V163H142ZM171 165V164H170ZM67 166V165H66ZM84 166V165H83ZM110 166V165H109ZM166 166V165H165ZM76 167V166H75ZM163 167V166H162ZM178 167V166H177ZM122 168V167H121ZM150 168V167H149ZM53 169H55V168H53ZM64 169V168H63ZM65 169H67L68 170V168H65ZM136 168H134V170H135ZM163 169H166V167L165 168H163ZM162 169V171H165V170H163ZM118 170V169H117ZM168 170V167H167V169H166V171ZM184 170V169H183ZM27 171V170H26ZM65 171V170H64ZM68 171H70V170H68ZM140 171V170H139ZM138 171V172H139ZM165 171V172H166ZM169 171H171L170 169L168 170V172ZM187 171V170H186ZM220 171H222V169H220ZM50 172V171H49ZM168 172L165 174L164 172L162 173L163 175L165 174V175H167L168 174ZM180 172V171H179ZM224 172V171H223ZM226 172V171H225ZM237 172V171H236ZM239 172V171H238ZM20 173V172H19ZM22 173V172H21ZM63 173V172H62ZM68 173V172H67ZM107 173V172H106ZM120 173V172H119ZM156 173H158V172H156ZM160 173V172H159ZM159 173L157 174V175H159ZM38 174V173H37ZM91 174V173H90ZM127 174V173H126ZM138 174V173H137ZM161 174V173H160ZM161 174V175H162ZM65 175V174H64ZM69 175H70V173H69ZM68 175V176H69ZM94 175V174H93ZM129 175V174H128ZM139 175V174H138ZM140 175H142V173H140ZM161 175H159V177L161 176ZM170 176H172L171 175V173L169 174ZM226 175V174H225ZM238 175V174H237ZM236 175V176H237ZM243 175V174H242ZM248 175V174H247ZM67 176V177H68ZM180 176V175H179ZM220 176V175H219ZM18 178L19 177H22L21 175L19 176H17ZM72 177V176H71ZM94 177V176H93ZM161 177H163V176H161ZM196 177V176H195ZM235 177V176H234ZM245 177V176H244ZM247 177H250V176H247ZM18 178H16V179H18ZM28 178V177H27ZM164 178V177H163ZM167 178V177H166ZM169 178V177H168ZM167 178V179H168ZM187 178V177H186ZM199 178V177H198ZM231 178V177H230ZM238 178V177H237ZM237 178H236V180H237ZM14 179V178H13ZM15 179V180H16ZM35 179H36V177H35ZM48 179V178H47ZM73 179H75V178H73ZM169 179H173V178H169ZM175 179V178H174ZM31 181H32V179H30ZM34 180V179H33ZM125 180V179H124ZM130 180V179H129ZM164 180V179H163ZM179 180V179H178ZM183 180H185V179H183ZM20 181V180H19ZM18 181V182H19ZM74 181V180H73ZM133 181H134V179H133ZM232 181H233V179H232ZM141 182H142V180H141ZM144 182V181H143ZM156 182V181H155ZM158 182H160V181H158ZM167 182H169V180L167 181ZM187 182V181H186ZM196 182V181H195ZM201 182H203V181H201ZM107 183V182H106ZM116 183V182H115ZM173 183V182H172ZM226 183V182H225ZM236 183V182H235ZM19 184H21V182H19ZM18 184V185H19ZM30 184V183H29ZM38 184V183H37ZM36 184V185H37ZM40 184V183H39ZM84 184V183H83ZM90 183H88V185H89ZM181 184V183H180ZM184 184V183H183ZM189 184V183H188ZM197 184V183H196ZM248 184V183H247ZM23 185V184H22ZM25 185V184H24ZM24 185L22 186V187H24ZM34 185V184H33ZM104 185V184H103ZM176 185H177V183H176ZM238 185V184H237ZM13 186V185H12ZM15 186V185H14ZM13 186V187H14ZM29 185H27L26 187H28ZM32 186V185H31ZM114 186V185H113ZM117 186V185H116ZM130 186V185H129ZM167 187H168V185H166ZM189 186V185H188ZM200 186H203V185H200ZM205 186V185H204ZM225 186V185H224ZM223 186V187H224ZM73 187H74V185H73ZM121 187V186H120ZM197 187V186H196ZM212 187V186H211ZM222 187V188H223ZM227 187V186H226ZM249 187V186H248ZM15 188V187H14ZM13 188V189H14ZM69 188V187H68ZM71 188H72V186H71ZM70 188V189H71ZM153 188V187H152ZM180 188H181V185H180ZM205 188V187H204ZM225 188V187H224ZM9 188H5V183L3 184V182L0 180V202L1 203H4V206L3 205H1L0 204V217L1 218H3V221H2V226H4V227H6V228H8V229H6L8 232L10 231L12 234H13V236L17 239L18 238V240H19V242L21 243V244H23V250H22V252L21 253H19L20 254V256L24 259H26V255H25V252H26V250L28 249V247H30V246H32V248H33V245L35 244V243H39V241L40 242H43V241H41L38 237H40L41 236V232L40 231H42V230H40V231H38L37 230V226L40 224V222L42 221V220H40V218L42 217H38L37 215H36V213L37 212H34L35 210V208L33 209V210H31L30 208H28V210L27 211H25L23 208V206H24V204H22V207L21 208H19V207H15V210H13V213H12V215H10V214H7L6 213V211L8 210V208H9V206H10V204L12 205L16 200H17V198H19V196H18V194H19V192L18 191H15L14 193H18L17 195H15V196H17V198L16 197H13L12 195L10 196V193L11 194H13L12 192H10L9 193V190H8ZM17 190H19V188H16ZM26 189V188H25ZM30 188H28V190H29ZM85 189V188H84ZM98 189V188H97ZM101 189H103V188H101ZM101 189H99L98 191H97V193H100L99 191L101 190ZM126 189V188H125ZM226 189V188H225ZM15 190V189H14ZM14 190H12V191H14ZM23 190H24V188H23ZM22 190V191H23ZM105 190V189H104ZM127 190V189H126ZM125 190V191H126ZM188 190V189H187ZM229 190H231V192H232V190H234V189H229ZM228 190V191H229ZM25 191V190H24ZM33 191V190H32ZM69 191V190H68ZM71 191V190H70ZM74 191V190H73ZM124 190H123V192H125ZM205 191V190H204ZM82 193H83V191H81ZM101 192H103L102 190H101ZM117 192V191H116ZM119 192H122V190H120ZM158 192V191H157ZM191 192H193L192 190L190 191V194H191ZM211 192V191H210ZM230 192V191H229ZM25 193V192H24ZM81 194L80 193V191H76L75 192V194ZM88 194H90L89 192H87ZM95 193H96V191H95ZM104 193V192H103ZM105 193H106V191H105ZM202 193V192H201ZM212 193V192H211ZM227 193V192H226ZM233 193V192H232ZM126 194L128 195L129 193H127L126 192ZM131 194V193H130ZM203 194V193H202ZM222 194V193H221ZM2 195L3 196H5V197H3L2 198ZM32 195V194H31ZM74 195V194H73ZM97 195H99V194H97ZM132 195V194H131ZM166 195V194H165ZM164 195V196H165ZM235 195V194H234ZM241 195V194H240ZM23 196V195H22ZM44 196H46V193H45V195ZM90 196V195H89ZM102 196V195H101ZM103 196L105 197V196H108V195H104L103 194ZM129 196V195H128ZM170 196V195H169ZM29 197V196H28ZM32 197V196H31ZM64 197V196H63ZM83 197V196H82ZM88 197V196H87ZM94 197V196H93ZM110 197V196H109ZM132 197V196H131ZM182 197V196H181ZM186 197V196H185ZM210 197V196H209ZM231 197H233V196H231ZM53 198V197H52ZM57 198V197H56ZM55 198V199H56ZM62 198V197H61ZM66 199H69V198H67V197H65ZM74 198V197H73ZM100 198V197H99ZM103 198V197H102ZM108 198V197H107ZM111 198V197H110ZM129 198V197H128ZM157 198H158V196H157ZM165 198H167V196L166 197H164L163 199H165ZM31 199V198H30ZM37 199V198H36ZM103 199H105V198H103ZM102 199V200H103ZM130 199V198H129ZM137 199H139V198H137ZM187 199H189V198H187ZM232 199H234V198H232ZM72 200V199H71ZM70 200V201H71ZM99 200H101V199H99ZM121 200V199H120ZM166 200H168V198L166 199ZM236 200V199H235ZM33 201V200H32ZM46 201V200H45ZM64 201V200H63ZM68 201V200H67ZM113 201H115L116 202V200H113ZM144 201V200H143ZM169 201V200H168ZM233 201V200H232ZM29 202V201H28ZM50 202V201H49ZM107 202V201H106ZM121 202V201H120ZM128 202V201H127ZM134 202V201H133ZM142 202V201H141ZM141 202H140V204H141ZM194 202H196V201H194ZM52 203V202H51ZM75 203V202H74ZM123 203H124V201H123ZM44 204V203H43ZM46 204H47V202H46ZM60 204V203H59ZM79 204V203H78ZM82 204V203H81ZM81 204H79V205H81ZM104 204V203H103ZM107 204V203H106ZM106 204H105V206H106ZM110 204H111V202H110ZM136 204V203H135ZM145 204V203H144ZM147 204V203H146ZM48 205V204H47ZM77 205V204H76ZM208 206H209V203L207 204ZM38 206V205H37ZM39 206H41L40 204H39ZM44 206V205H43ZM86 206V205H85ZM84 206V207H85ZM91 206V205H90ZM90 206H89V208H90ZM101 206H103L102 205V203H101ZM103 207V208H106V207H109V205L108 206H106V207ZM137 206H139V205H137ZM12 207V206H11ZM60 207H63V206H60ZM59 206H58V208H60ZM88 207V206H87ZM98 207V206H97ZM97 207H95L94 209H97ZM100 207V206H99ZM141 207V206H140ZM171 207H173V206H171ZM180 207V206H179ZM57 208V207H56ZM64 208V207H63ZM86 208V207H85ZM36 209H39V207L38 208H36ZM45 209V208H44ZM54 209V208H53ZM87 209V208H86ZM106 209H108V208H106ZM168 209V208H167ZM182 209V208H181ZM60 210V209H59ZM64 210H65V208H64ZM68 210H71V213H74V214H80V213H82V212H84V211H86L82 206H70V208L69 209H67V211ZM100 210V209H99ZM212 210V209H211ZM45 211V210H44ZM61 211V210H60ZM101 211V210H100ZM98 212V213H101V212ZM120 211H121V209H120ZM127 211V210H126ZM131 211H133V210H131ZM161 211V210H160ZM199 211V210H198ZM92 212H93V208H92ZM96 212V211H95ZM124 212V211H123ZM122 212V213H123ZM142 212V211H141ZM141 212H139V213H141ZM179 212V211H178ZM212 212V211H211ZM51 213V212H50ZM57 213V212H56ZM65 213H66V210H65ZM110 213V212H109ZM118 213V212H117ZM121 213V214H122ZM130 213V212H129ZM132 213V212H131ZM136 214V212H134L133 211V214ZM139 213H138V215H139ZM199 213V212H198ZM61 214V213H60ZM108 214V213H107ZM159 214V213H158ZM163 214V213H162ZM39 215H40V213H39ZM90 216H91V211H90V214H89ZM103 215H104V213H103ZM103 215L101 216V214H99V217H103ZM141 215V214H140ZM139 215V216H140ZM49 216V215H48ZM48 216H46V219L48 218ZM70 216V215H69ZM76 216V215H75ZM81 216V218H83L82 217V215H80ZM110 216H112V215H110ZM144 216V215H143ZM158 216V215H157ZM184 216V215H183ZM53 217H54V215H53ZM94 217H97V215L96 216H94ZM105 217V216H104ZM103 217V218H104ZM127 217V216H126ZM164 217V216H163ZM192 217V216H191ZM45 218V217H44ZM43 218V219H44ZM49 218H50V216H49ZM48 218V219H49ZM73 218H74V216H73ZM87 218V217H86ZM89 218V217H88ZM92 218V217H91ZM90 218V219H91ZM54 219V218H53ZM84 219H85V217H84ZM106 219V218H105ZM104 219V220H105ZM45 220V219H44ZM71 219H69V221H70ZM75 220H78V218H75L73 221H75ZM86 220V219H85ZM89 220V219H88ZM116 220V219H115ZM123 220V219H122ZM134 220H136V219H134ZM166 220H168V219H166ZM58 221H59V219H58ZM87 221V220H86ZM102 221H103V219H102ZM105 221H107V220H105ZM21 223V224H23L22 226H23V228H22V230H15V229H17V228H15L16 226H17V224L18 223ZM53 222V221H52ZM76 222V221H75ZM82 222V221H81ZM123 222H126V220L125 221H123ZM128 222H130V221H128ZM55 223V222H54ZM84 223V222H83ZM107 223H109V222H107ZM45 224V226H47V224L48 223H44ZM112 224H114V223H112ZM120 224V223H119ZM146 224V223H145ZM148 224V223H147ZM172 224V223H171ZM183 224V223H182ZM213 224V223H212ZM49 225V224H48ZM51 225V224H50ZM55 225V224H54ZM87 224H85L84 226H82L81 228H80V235H82L83 236V238H84V242L80 245V249L79 248H77V250L79 249L80 251H81V253H82V255H88V253H90L91 251H94V249H93V245H97V240L94 238V237H96L97 235H96V232H95V235L96 236H94V235H92V232H91V228H90V226H91V224H88V226H86ZM117 225V224H116ZM121 225V224H120ZM60 226V225H59ZM41 227H43V225L41 226ZM70 227V226H69ZM100 227H102L101 225H100ZM124 227V226H123ZM56 228V227H55ZM78 228V227H77ZM132 228V227H131ZM140 228V227H139ZM147 228V227H146ZM10 229V230H9ZM52 229V228H51ZM58 229V228H57ZM136 228H134V230H135ZM5 230V231H6ZM98 230V229H97ZM117 230H119V229H117ZM131 230V229H130ZM138 230V229H137ZM136 230V231H137ZM4 232V230H1V232ZM6 231V232H7ZM64 231V230H63ZM99 231V230H98ZM125 231H126V229H125ZM129 231V230H128ZM2 232V233H3ZM9 232V233H10ZM43 232V231H42ZM67 232V231H66ZM139 232V231H138ZM149 232V231H148ZM189 232V231H188ZM10 233V234H11ZM121 233H123L122 231H121ZM120 233V234H121ZM126 233V232H125ZM197 233H198V231H197ZM39 234H40V236H39ZM69 234V233H68ZM130 234V233H129ZM145 234V233H144ZM147 234V233H146ZM194 234V233H193ZM1 235V234H0ZM44 235V234H43ZM47 235V234H46ZM114 235V234H113ZM118 235V234H117ZM126 235H127V233H126ZM126 235H124L125 236V238L127 237ZM54 236V235H53ZM52 236V237H53ZM66 237H68L67 235H65ZM116 236V234L113 236V237H111V238H113V240H114V237ZM119 236L120 235H118V237L117 238H119ZM130 236V235H129ZM132 237H133V235H131ZM136 236V235H135ZM192 236V235H191ZM7 237V236H6ZM44 237V236H43ZM42 236H41V238H43ZM50 237V236H49ZM49 237H47V238H49ZM55 237V236H54ZM53 237V238H54ZM56 237H58L57 236V234H56ZM79 237V236H78ZM98 237V236H97ZM104 237H106L105 235L104 236H102V238L104 239ZM115 237V238H116ZM139 237V236H138ZM137 236H136V238H138ZM45 238V237H44ZM69 238V237H68ZM107 239H108V236L106 237ZM105 238V240H104V242L102 241V243H101V241H100V243L103 245V248L102 249H107L108 250V248H110V244H112V243H108V241H107V239ZM111 238H109L110 240H111ZM122 236H121V239L119 240V239H116L117 240V242H118V240H119V244H120V246H123L124 244H122L121 242H123V240H122ZM130 238V237H129ZM6 239H9V238H6ZM5 238H4V240H6ZM70 239V238H69ZM76 239V238H75ZM79 239V238H78ZM139 239V241H136V239H134V241H136V243H135V245L137 244V242L138 243H141L140 242V239H141V237H139L138 238ZM0 240L3 242V239H1V237H0ZM14 240V239H13ZM17 240V241H18ZM43 240H47V239H43ZM49 240V242H50V239H48ZM59 240V239H58ZM68 240V239H67ZM77 240V239H76ZM100 240V239H99ZM127 240V239H126ZM0 241V242H1ZM15 241V240H14ZM60 241V240H59ZM65 241V240H64ZM72 241V240H71ZM96 241V242H95ZM109 244V246H108V244L106 243V242ZM112 241V240H111ZM121 241V242H120ZM45 242V241H44ZM113 242V241H112ZM116 242V243H117ZM133 242H131V244L133 243ZM146 242V241H145ZM145 242H144V240H143V243L145 244ZM191 242V241H190ZM16 243V242H15ZM53 243H54V241H53ZM67 243V242H66ZM69 243V242H68ZM71 243V242H70ZM70 243H69V245H70ZM99 243V242H98ZM124 243V242H123ZM143 243H142V246H143ZM149 243V242H148ZM19 244V243H18ZM41 244H43V243H41ZM50 244H51V242H50ZM56 244V243H55ZM60 244V243H59ZM58 244V245H59ZM76 244V243H75ZM122 244V245H121ZM130 244V243H129ZM15 245V244H14ZM52 245V244H51ZM65 245V244H64ZM72 245V244H71ZM74 245V244H73ZM100 245V244H99ZM98 245V246H99ZM114 245H116L115 244V241L113 242V247H115ZM117 245H118V243H117ZM133 245V246H132ZM132 245H130V246H132V248L131 249H133V247H134V244H132ZM139 245V244H138ZM194 245V244H193ZM22 246V245H21ZM37 246V245H36ZM40 246V245H39ZM57 246V245H56ZM62 246V245H61ZM77 246V245H76ZM101 246V245H100ZM119 246V245H118ZM118 246H116V250H117V248H118ZM119 246V247H120ZM127 246V245H126ZM130 246L129 247H127V248H130ZM141 246V245H140ZM140 246H137V247H140ZM147 246H148V244H147ZM147 246H146V244H145V246H143V247H146L147 248ZM150 246V245H149ZM175 246V245H174ZM65 247V246H64ZM96 247V246H95ZM137 247H135L134 248V251H137ZM58 248H59V246H58ZM63 248V247H62ZM62 248H59V249H62ZM70 248V247H69ZM68 248V249H69ZM101 248V247H100ZM99 248V249H100ZM111 248H112V246H111ZM123 248V247H122ZM125 248V247H124ZM145 248V250H147ZM150 248V247H149ZM175 248V247H174ZM70 249H72V247L70 248ZM101 249V250H102ZM141 249H142V247H141ZM141 249H140V251H141ZM4 250V249H3ZM2 250V251H3ZM7 250V249H6ZM6 250H4V252L6 251ZM10 251H11V249H9ZM46 250V249H45ZM44 250V251H45ZM50 250V249H49ZM48 250V251H49ZM56 250H58L57 248H56ZM56 250H55V252H56ZM67 250V249H66ZM66 250L64 249H62V251H63V253H64V251H65V254H60V255H58V251L54 254V253H51L52 255V257H50V258H48V259H46V260H42V262H39V263H35L33 260H31L30 261V263L29 264H83L82 262H81V260L78 258V256L76 255V250L75 249H73L72 251H69V252H67L66 253ZM119 250H121V249H119ZM127 250V249H126ZM139 250V249H138ZM151 250V249H150ZM34 250H32L31 252H33ZM40 251H42V249H40ZM51 251H53L54 252V250H51ZM109 251V250H108ZM115 251V250H114ZM118 251V250H117ZM122 251H123V249H122ZM130 251H132V250H130ZM142 251H144V249L142 250ZM141 251V252H142ZM201 251V250H200ZM222 251V250H221ZM1 252V251H0ZM16 252V251H15ZM35 252H39V251H35ZM61 251L59 250V253H60ZM78 252V251H77ZM149 252V251H148ZM151 252V251H150ZM203 252V251H202ZM207 252H208V250H207ZM2 253V252H1ZM12 253V252H11ZM40 253V252H39ZM42 253H44L43 251H42ZM46 253V252H45ZM112 253L113 252H107V254L108 255H112ZM115 253V252H114ZM113 253V254H114ZM118 253H121V252H119L118 251ZM118 253H116V254H118ZM196 253V252H195ZM204 253V252H203ZM3 254V253H2ZM16 254V253H15ZM47 254H48V252H47ZM99 254V253H98ZM135 254H138L137 256H139L140 254H139V251H137V253H133V252H128L125 256H124V254H122L123 256H124V258H122L121 260L122 261H120V258H119V261H117V262H109L110 264H136L135 262H139L138 264H141L140 262H143V263H146L147 262V264L149 263L148 262V254H147V259H146V254H143V253H141L142 254V256L140 255V257H139V261H137V260H135L134 261V259H136L135 258ZM156 254V253H155ZM5 255H6V252L4 253V257H5ZM9 255V254H8ZM39 255V254H38ZM119 255V254H118ZM152 255H154V254H152ZM196 255V254H195ZM12 256V255H11ZM17 256V255H16ZM26 256V257H25ZM113 256V255H112ZM115 256V255H114ZM136 256V257H137ZM156 256V255H155ZM2 257V256H1ZM20 257V258H21ZM86 257V256H85ZM96 257V256H95ZM117 257H119V256H117ZM162 257V256H161ZM3 258V257H2ZM13 258H15V257H13ZM20 258H19V260H20ZM28 258V257H27ZM36 258V257H35ZM41 258V257H40ZM39 258V259H40ZM83 258V257H82ZM98 258V257H97ZM105 258V257H104ZM151 258V257H150ZM150 258H149V261H150ZM152 258H154V257H152ZM151 258V259H152ZM189 258V257H188ZM233 258V257H232ZM231 258V259H232ZM6 259V258H5ZM4 259V260H5ZM10 259H12V258H10ZM17 259V258H16ZM37 259V258H36ZM95 259V258H94ZM99 260L101 259V258H98ZM111 259V258H110ZM117 260H118V258H116ZM167 259V258H166ZM35 260V259H34ZM95 260H97V259H95ZM111 260H113V259H111ZM157 260V259H156ZM156 260H155V258H154V260H153V262L155 263V264H160L159 262L160 261H158V263H156ZM185 260H187V259H185ZM230 260V259H229ZM239 260V259H238ZM18 261V260H17ZM26 261V260H25ZM37 261V260H36ZM85 261V260H84ZM98 261V260H97ZM106 261V260H105ZM115 261V260H114ZM152 261V260H151ZM164 261V260H163ZM199 261V260H198ZM232 261V260H231ZM230 261V262H231ZM240 261V260H239ZM238 261V262H239ZM8 262V261H7ZM12 263V262H11ZM20 263V262H19ZM21 263H23V262H21ZM26 263V262H25ZM25 263H23V264H25ZM96 263V262H95ZM97 263H99V262H97ZM102 263V262H101ZM106 264H107V261L105 262ZM142 263V264H143ZM166 263V262H165ZM223 263V262H222ZM237 263V262H236ZM0 264H5V262L4 263H2V262H0ZM85 264V263H84ZM149 264H153V263H149ZM199 264V263H198Z\"/></svg>","mask_w":264,"mask_h":264},{"label":"crops","instance_id":"crops-1","mask_svg":"<svg viewBox=\"0 0 264 264\" xmlns=\"http://www.w3.org/2000/svg\"><path fill=\"white\" fill-rule=\"evenodd\" d=\"M67 5L79 6L80 0H32L30 3L0 0V43L8 36L25 51L43 53L53 43L62 10ZM0 73L4 78L9 76L2 64Z\"/></svg>","mask_w":264,"mask_h":264},{"label":"built area","instance_id":"built-area-1","mask_svg":"<svg viewBox=\"0 0 264 264\" xmlns=\"http://www.w3.org/2000/svg\"><path fill=\"white\" fill-rule=\"evenodd\" d=\"M22 3H30L32 0H18ZM90 1L80 0V5H67L61 13L59 27L65 31L70 29L77 23L83 21L88 14V8ZM34 22H39L38 19H34ZM0 63L7 68L9 71L8 78H4L0 73V83H5L11 76H19V73L27 66L31 65L30 68H34L36 62L30 60L29 55L22 48L16 46L11 39L8 37L4 38L0 43ZM32 69L33 71L39 69L41 65Z\"/></svg>","mask_w":264,"mask_h":264}]
</instances>
